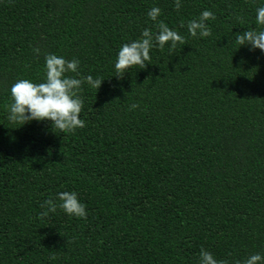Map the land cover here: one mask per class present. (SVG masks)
<instances>
[{"label": "trees", "instance_id": "obj_1", "mask_svg": "<svg viewBox=\"0 0 264 264\" xmlns=\"http://www.w3.org/2000/svg\"><path fill=\"white\" fill-rule=\"evenodd\" d=\"M261 4L0 0V264H198L201 248L227 264L264 256V54L234 39L260 30ZM153 6L184 43L116 77L121 44L158 30ZM204 9L210 35L193 37L187 22ZM48 53L102 80L81 85L85 126L73 132L6 118L11 85L41 82ZM60 191H75L87 215H66Z\"/></svg>", "mask_w": 264, "mask_h": 264}, {"label": "clouds", "instance_id": "obj_2", "mask_svg": "<svg viewBox=\"0 0 264 264\" xmlns=\"http://www.w3.org/2000/svg\"><path fill=\"white\" fill-rule=\"evenodd\" d=\"M181 7V0H174V8ZM161 9L153 6L148 9L147 17L156 22L157 31L152 32L145 28L140 36L119 47L113 69L116 77H121L133 66L145 67L150 59L152 48L163 49L166 45L174 47L177 42L184 43V38L176 30L170 29L163 21H158ZM214 19V13L204 9L198 18L187 22V31L193 37L204 38L210 35L207 21ZM255 23L260 30L249 29L234 36L235 42L240 46H247L249 51L259 49L264 54V4L256 8ZM183 26V25H182ZM35 55L40 54L39 47L32 49ZM80 61L78 59H65L54 53L44 55L43 78L39 83L30 79H17L9 89L10 103L5 105L7 120L10 123L24 125L33 120L50 121L52 128L60 132H73L85 126L80 118L83 99L78 93L81 85L86 83L89 87L98 89L102 80L91 75L80 77ZM69 73L75 75H68ZM136 104L130 105L135 109ZM59 208L69 216L84 218L87 215L84 204L79 200L75 191H60L56 193ZM48 213H55L57 205L52 199H46L42 205ZM198 264H227L225 260H218L214 255L201 248ZM243 264H264V256L254 253L248 256Z\"/></svg>", "mask_w": 264, "mask_h": 264}]
</instances>
